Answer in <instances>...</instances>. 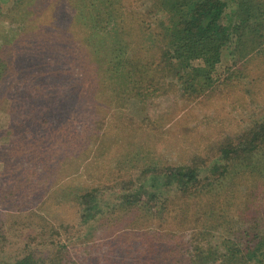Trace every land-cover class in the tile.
I'll list each match as a JSON object with an SVG mask.
<instances>
[{
  "label": "rangeland",
  "instance_id": "374dc122",
  "mask_svg": "<svg viewBox=\"0 0 264 264\" xmlns=\"http://www.w3.org/2000/svg\"><path fill=\"white\" fill-rule=\"evenodd\" d=\"M154 4L0 0V264H11L26 242L42 251L51 240L71 241L69 256L77 255L79 262L101 254L99 264H120L117 255L110 257L112 251L121 259L133 257L131 248L139 246L133 237L149 227L178 233L169 244L162 242L164 258L166 264H187L184 236L204 217L227 219L221 227L232 229V239L264 224V173L233 175L244 163L211 191L202 189L201 199L190 205L178 191L166 192L161 185L166 178L155 175L171 166L209 165L226 136L264 119V56L242 64L244 77L198 98L182 97L166 82V92L152 82L141 96L109 88L103 56L110 54L117 32L106 24L121 25L127 50L153 67L156 55L148 47L160 19ZM222 61L233 60L224 55ZM253 160L264 161V151ZM128 181L142 184L144 199L153 190L160 200L118 209L95 223L83 242L90 225L80 222L81 196L96 190L100 200L113 202L135 192L136 185L124 187ZM170 195L180 198L178 204L160 205ZM196 211L199 219L193 218ZM116 234L129 241L102 246Z\"/></svg>",
  "mask_w": 264,
  "mask_h": 264
},
{
  "label": "trees",
  "instance_id": "16d2710c",
  "mask_svg": "<svg viewBox=\"0 0 264 264\" xmlns=\"http://www.w3.org/2000/svg\"><path fill=\"white\" fill-rule=\"evenodd\" d=\"M154 11V16L160 19L151 37V49L148 47L149 51L154 49L152 56L156 55L154 61L157 62L153 67L141 63L143 59L138 54L127 50L129 44L124 38L125 30L123 27L121 30V25L115 20L106 24L107 30L122 34V37L115 34L110 54L103 56L109 86H112L109 88L117 91V94L136 91L141 96L140 90L151 87L152 82L156 83V90L165 89L163 85L166 82L170 88L177 87L180 96L198 98L219 86L230 85L232 79L244 77L242 64L248 58L253 60L264 56V0H155ZM224 55L232 58L231 65L223 63ZM214 150L218 158L210 160L209 165L195 162L185 166H171L159 170V174L155 175L166 178L161 184L166 192L178 191L182 195L183 204L190 205L191 199L200 200L202 191H211L212 186L230 174L237 163H244L245 166L233 175L263 174L264 161L253 160V157L259 151H264V119L254 122L235 137L226 136ZM127 185H136L135 192L123 194L113 202L100 200L96 190L81 196L84 206L80 209V222L86 227L90 225L83 242L88 243L87 239L91 237L95 223L100 225L102 220L110 219L118 209L142 204L146 206L160 200L161 194L153 190L144 191L147 197L144 199L141 183L128 181L124 187ZM151 187L158 189L155 184H151ZM178 199L170 195L159 202L160 205L168 202L177 205ZM164 207L162 205V209ZM158 214L161 215V212ZM172 218L177 219L178 214ZM193 218H200L197 211ZM204 218L200 227H194L192 233L184 236L187 237V246L182 255H185L187 264H264V224H258L251 231L244 230L243 236L232 239V229L221 227L227 224V219L215 221L214 217ZM246 223L249 226L253 224ZM119 235L128 236L124 233ZM119 235L108 236L102 246L129 241L128 237ZM176 236V232L159 234L153 227H149L138 232L133 241L130 240L133 243L136 240L139 242L136 250L131 248L134 258L130 254L119 258L117 249L112 251L110 257L114 259L117 255L115 259L120 260V264L123 259L126 260L124 264H166V250L162 242L169 244ZM70 242L51 240L48 243L50 247L42 251L26 242L21 254L11 264H99L101 254L96 258L91 256L88 262H79L77 255L73 258L69 256L67 243ZM94 244L98 245L96 242ZM176 247L179 251L180 248L184 249L183 245Z\"/></svg>",
  "mask_w": 264,
  "mask_h": 264
}]
</instances>
